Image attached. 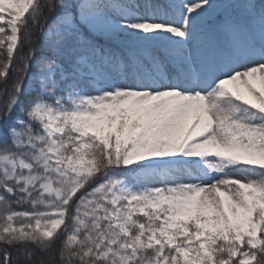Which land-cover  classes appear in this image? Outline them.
I'll return each mask as SVG.
<instances>
[{"label": "snow or ice", "instance_id": "1", "mask_svg": "<svg viewBox=\"0 0 264 264\" xmlns=\"http://www.w3.org/2000/svg\"><path fill=\"white\" fill-rule=\"evenodd\" d=\"M0 264H264V0H0Z\"/></svg>", "mask_w": 264, "mask_h": 264}, {"label": "trees", "instance_id": "2", "mask_svg": "<svg viewBox=\"0 0 264 264\" xmlns=\"http://www.w3.org/2000/svg\"><path fill=\"white\" fill-rule=\"evenodd\" d=\"M38 43V42H37Z\"/></svg>", "mask_w": 264, "mask_h": 264}]
</instances>
